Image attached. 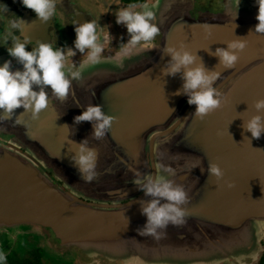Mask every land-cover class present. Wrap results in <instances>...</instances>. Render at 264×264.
Returning <instances> with one entry per match:
<instances>
[{"label": "water", "instance_id": "obj_1", "mask_svg": "<svg viewBox=\"0 0 264 264\" xmlns=\"http://www.w3.org/2000/svg\"><path fill=\"white\" fill-rule=\"evenodd\" d=\"M256 13L248 20L218 17L199 22L180 11L170 12L157 36L160 58L152 60L153 67L145 60V68L127 73L116 85L119 101L127 98L129 111L139 118L128 122L127 129L123 124L110 128L112 135L138 141L139 154L121 188V198L130 203L96 209L53 188L18 160L6 157L0 158V219L48 222L57 239L76 244L85 255L122 264L204 262L208 251L220 248L225 230L233 231L245 218L264 222V133L255 138L242 127L256 112L255 100L264 98V33L255 32ZM236 38L246 39L247 44L239 51L236 65L224 68L213 53ZM181 43L196 52L208 70L220 73L215 86L225 93V100L203 119L193 114L195 105L187 103L185 94H177L183 86L182 74L162 72L170 59L164 48ZM55 125L39 122L31 127L38 134L46 133L44 141L52 155L74 165L71 157L77 142L70 137V127L63 121ZM198 160L200 166L192 168ZM209 161L223 169L221 180L207 171ZM166 168L173 171L168 173ZM149 175L172 179L190 196L184 205L188 210L186 222L178 226L170 223L160 230L159 237L137 231L146 221L141 201L151 197L134 181ZM215 215L220 220L213 219ZM201 226L204 230L199 229ZM211 228L214 231L208 233ZM144 254L153 258L147 260Z\"/></svg>", "mask_w": 264, "mask_h": 264}, {"label": "flooded vegetation", "instance_id": "obj_2", "mask_svg": "<svg viewBox=\"0 0 264 264\" xmlns=\"http://www.w3.org/2000/svg\"><path fill=\"white\" fill-rule=\"evenodd\" d=\"M208 1L211 0H156L149 3L148 0H58L53 17L42 22L21 0H0V62L12 59L14 68H22L7 51V47L12 46L14 36H28L31 41L29 47L45 41L52 43L54 47L67 49L74 47L73 23L93 19L102 30L109 28L112 35L98 62H86L87 52L81 53L79 50H76L73 57L66 58V69L78 70L81 76L72 80L65 99L51 96L49 86V104L37 118H33L31 112L25 111L21 106L10 118L0 120V158L18 160L37 172L53 188L76 196L96 209H112L130 203V200L121 198V188L127 178L126 172L139 154L138 141L135 138L124 139L116 134L112 135L113 129L101 140H95L91 137L92 123L83 121L76 124L74 117L84 110V106L93 103L102 105L103 111L116 117L112 126L123 124L127 129L125 125L128 122L139 121L129 111L128 99L119 101L120 91L115 87L127 73L145 68L146 66H142L145 60L148 67H153V61H157L161 55L157 51V37L152 48L143 44L131 48L125 45L129 39L127 29L123 24L116 23L115 14L120 8L134 4L135 10L141 11L148 3V7L156 13L155 23L160 29L165 17L178 9L182 15L199 22L218 19L219 15L251 18L258 10L255 0H249L251 3L248 0H215L213 6L207 5ZM14 20L22 21V31L11 27ZM103 39L101 31L102 42ZM18 116L20 123L16 122ZM60 121L69 125L70 137L74 141L79 143L88 138L89 145L97 150V175L90 182L82 178L75 165L64 163L52 155L44 141L46 133L38 134L31 127V124L39 122L45 126L57 127L55 124ZM254 199L260 200L257 197ZM212 218L220 220L216 215ZM199 229L204 230V226ZM211 231L214 228L208 233ZM225 232L220 248L208 251L204 255V262L195 264H264L262 220L245 218L233 231L227 229ZM71 250L77 253L73 259L67 253ZM81 252L76 244L57 239L54 228L48 222H5L0 219V264H78ZM144 256L147 260L153 258L152 254Z\"/></svg>", "mask_w": 264, "mask_h": 264}, {"label": "clouds", "instance_id": "obj_3", "mask_svg": "<svg viewBox=\"0 0 264 264\" xmlns=\"http://www.w3.org/2000/svg\"><path fill=\"white\" fill-rule=\"evenodd\" d=\"M21 2L25 7L32 9L43 22L53 17L58 0H21ZM255 3L258 5L256 17L258 23L255 25V32L264 33V0H255ZM115 15L116 23L123 24L129 34V39L125 42L128 48L140 44L148 48L154 46L153 41L161 29L155 23L156 13L147 4L141 11L135 10L134 4H129L120 8ZM73 24L75 25L74 47L67 49L54 47L52 43L45 41L29 47L31 41L28 36L13 37L12 46L7 47V51L10 57L22 65V68H14L12 59L0 62V110H2L0 120L10 118L21 106L25 111H30L33 118H37L41 110L49 104V86L51 96L65 99L71 89L72 80L81 76L80 71L69 70L65 66L66 58L73 57L76 50L81 53L87 52L86 62H98L105 44L112 37L109 28L102 30L94 19ZM11 27L22 31V21L14 20ZM101 31H103V42ZM246 44L244 38L232 39L227 41L226 48L217 47L213 55L219 57V64L224 68H233L239 59V51L243 50ZM163 53L168 54L170 59L162 72L173 76L177 73L182 74L183 86L182 89L177 90V94L182 92L187 96V103L195 105L193 114L196 117L203 119L221 107L225 93L215 86L220 76L217 70H208L196 52L182 43L179 47L168 45ZM254 108L255 114L244 120L242 127L250 131L252 137L259 138L264 133V98L255 100ZM83 109L74 117V122L76 124L83 121L91 122L93 128L91 137L101 140L112 127L116 117L103 111L102 105L99 104L89 103ZM20 116L16 118L17 123L21 122ZM76 145L71 159L82 178L90 182L97 175V151L89 145L88 138ZM200 164L201 160H198L191 167ZM204 170L201 167V171ZM165 171L171 173L173 170L166 168ZM207 171L217 181L224 176L221 166L213 161H209ZM134 183L146 196L151 197L141 201V212L146 216V221L137 229L140 234L159 237L160 230H165L170 223L178 226L186 222L188 210L184 205L189 202L190 196L183 185L175 183L164 175L137 178ZM228 186H232L231 182H228Z\"/></svg>", "mask_w": 264, "mask_h": 264}, {"label": "rangeland", "instance_id": "obj_4", "mask_svg": "<svg viewBox=\"0 0 264 264\" xmlns=\"http://www.w3.org/2000/svg\"><path fill=\"white\" fill-rule=\"evenodd\" d=\"M116 1H118V0H114V2H116ZM149 1L154 2L156 0H148V3H149ZM152 2L150 4H152ZM215 3H216L215 0H211V1L207 2V5L213 6V5H215ZM248 3H251V2L248 0ZM248 3H246V4H248ZM178 11H179V9H178ZM257 12H258V10H257ZM256 15H257V13H256ZM219 17H223L225 19L230 18V17H224L222 15H219ZM242 18H244V17H242ZM248 19H250V18H246V20H248ZM67 253H68V257H70V259H73L74 257L77 256V253L75 251H72V250H71V252H67ZM185 258H187V257L185 255H183L182 259L185 260ZM177 259H178V257H177ZM79 260L80 261H79L78 264H122V263H119V262H109L106 259L105 260L102 259V257H98L97 258V257H94V256H87V255H85L82 252L80 254Z\"/></svg>", "mask_w": 264, "mask_h": 264}]
</instances>
